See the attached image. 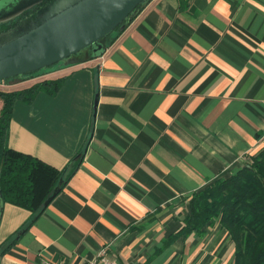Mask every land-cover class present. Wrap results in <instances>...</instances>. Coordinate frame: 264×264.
I'll return each instance as SVG.
<instances>
[{"label": "crops", "instance_id": "crops-1", "mask_svg": "<svg viewBox=\"0 0 264 264\" xmlns=\"http://www.w3.org/2000/svg\"><path fill=\"white\" fill-rule=\"evenodd\" d=\"M54 67L0 83L60 81L13 103L7 145L73 171L36 217L3 204L0 264H231L218 224L170 238L264 144V0H151L100 58Z\"/></svg>", "mask_w": 264, "mask_h": 264}, {"label": "trees", "instance_id": "trees-1", "mask_svg": "<svg viewBox=\"0 0 264 264\" xmlns=\"http://www.w3.org/2000/svg\"><path fill=\"white\" fill-rule=\"evenodd\" d=\"M20 18L1 25L0 32L18 25ZM120 33L117 28L109 35L106 47ZM45 71L27 75L23 79H7L3 83L23 81ZM59 86L60 81L45 80L19 91H0V207L4 203L11 204L36 217L61 192L73 172L66 176L65 170H57L7 145L13 103H30L40 91L54 95ZM250 160V164H244L232 176L213 181L191 196L188 214L182 219L181 228L171 236L170 241L180 236L186 238L191 234L203 235L206 229L218 224L227 232L232 243L231 264H264V144L250 156ZM56 188L58 192L54 195ZM50 198L51 201L45 206ZM29 225L30 223L24 229ZM16 235L17 233L1 246L0 256L14 245Z\"/></svg>", "mask_w": 264, "mask_h": 264}, {"label": "water", "instance_id": "water-1", "mask_svg": "<svg viewBox=\"0 0 264 264\" xmlns=\"http://www.w3.org/2000/svg\"><path fill=\"white\" fill-rule=\"evenodd\" d=\"M44 1L0 0V25L9 24ZM150 2L48 1L20 19L15 27L0 32V83L23 79L53 66L67 68L100 58L107 48L108 36L117 28L124 31ZM57 192L58 188L54 195ZM50 201L51 198L44 205Z\"/></svg>", "mask_w": 264, "mask_h": 264}, {"label": "flooded vegetation", "instance_id": "flooded-vegetation-1", "mask_svg": "<svg viewBox=\"0 0 264 264\" xmlns=\"http://www.w3.org/2000/svg\"><path fill=\"white\" fill-rule=\"evenodd\" d=\"M48 1H50V0H46V1H44L43 3H41L39 6H42V5H44L45 3H47ZM39 6H36V7H34V8H32L31 10H29V11H26V12H24L20 17V19H22V17L24 18V17H26V16H24L26 13H27V16L29 15V14H31L30 12H32V11H35ZM33 13V12H32ZM2 28V26L0 25V29ZM1 31V30H0Z\"/></svg>", "mask_w": 264, "mask_h": 264}, {"label": "built area", "instance_id": "built-area-1", "mask_svg": "<svg viewBox=\"0 0 264 264\" xmlns=\"http://www.w3.org/2000/svg\"><path fill=\"white\" fill-rule=\"evenodd\" d=\"M251 160H247L245 164H249ZM101 253H104V252H101ZM54 264V263H53ZM87 264V263H85Z\"/></svg>", "mask_w": 264, "mask_h": 264}, {"label": "rangeland", "instance_id": "rangeland-1", "mask_svg": "<svg viewBox=\"0 0 264 264\" xmlns=\"http://www.w3.org/2000/svg\"><path fill=\"white\" fill-rule=\"evenodd\" d=\"M54 68H55V67H54ZM49 69L51 70V69H53V68H49ZM26 80H27V79H26ZM23 81H24V80H23ZM250 163H251V161H250ZM250 163H249V164H250Z\"/></svg>", "mask_w": 264, "mask_h": 264}]
</instances>
